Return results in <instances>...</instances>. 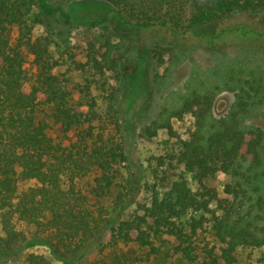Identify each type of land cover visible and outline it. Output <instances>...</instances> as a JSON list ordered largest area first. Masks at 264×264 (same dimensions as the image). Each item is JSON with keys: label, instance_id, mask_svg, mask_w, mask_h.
I'll list each match as a JSON object with an SVG mask.
<instances>
[{"label": "trees", "instance_id": "16d2710c", "mask_svg": "<svg viewBox=\"0 0 264 264\" xmlns=\"http://www.w3.org/2000/svg\"><path fill=\"white\" fill-rule=\"evenodd\" d=\"M72 1L0 0V264H83L94 254L99 262L89 264H130L120 246L132 244L147 258L164 253L179 264H238V253L251 249L264 264V197L255 184L264 130L242 124L263 77L245 80L231 110L208 124L214 98L193 93L173 114L195 118L189 138L153 159L151 183L131 171L119 182L117 168L127 160L119 117L97 114L89 83L62 84L42 45L30 46L29 70L10 42L13 28L28 31L29 17L50 37L61 36L54 29L78 20L68 11ZM94 1L100 15L80 23L107 39L150 33L168 40L152 45L160 64L171 61L175 46L264 50V25L247 20L264 10V0ZM109 48L107 40L101 54L89 50L93 70L103 74L112 62ZM157 126L174 137L168 121ZM155 133L148 128L142 137ZM218 173L229 178L220 193L203 184Z\"/></svg>", "mask_w": 264, "mask_h": 264}, {"label": "rangeland", "instance_id": "374dc122", "mask_svg": "<svg viewBox=\"0 0 264 264\" xmlns=\"http://www.w3.org/2000/svg\"><path fill=\"white\" fill-rule=\"evenodd\" d=\"M96 3L94 0H73L68 5V11L78 20L66 29L60 25L54 29L61 32L59 37H50L44 25L33 24L32 17H29L28 31L13 28L10 42L22 52L29 70L33 60L30 46L42 45L54 66L52 73L62 84L78 88L89 83L97 103V114L109 120L114 115L119 117L127 158L117 168L122 177L119 182L124 181L128 171H131L140 182L151 183L153 159L168 149L176 148L179 140L189 138L194 130L195 118L188 113L181 116L173 114L193 93L208 94L214 98V109L206 120L208 124L213 117L231 110L245 80L254 76L253 80L258 82L263 77L261 84L264 88V50L260 47L241 44L227 46L222 51H208L203 48L180 50L179 46H175L171 61L160 64L152 57V45H163L168 40L150 33L133 34L126 39L111 36L107 39L101 29L80 23L100 15L101 7ZM247 20L264 25V10L256 15H247ZM107 40L112 62L108 67L103 64L104 72L101 74L92 69L86 55L89 50L101 54ZM114 63L119 74L113 69ZM255 102L242 124L264 130V90ZM166 121L172 126L174 137L157 126ZM148 128L155 129L156 133L146 139L142 134ZM259 172L255 184L264 197V164ZM186 178L190 188L195 190L198 187L196 181L188 174ZM228 181L227 176L218 173L204 180L203 184L220 193ZM102 202L108 207L111 199L106 198ZM120 249L131 258L130 264H179L170 261L164 253L147 258L146 251L133 244L120 246ZM260 255L261 252L256 250L240 251L238 264H256ZM99 259V254H94L89 260L99 262Z\"/></svg>", "mask_w": 264, "mask_h": 264}]
</instances>
